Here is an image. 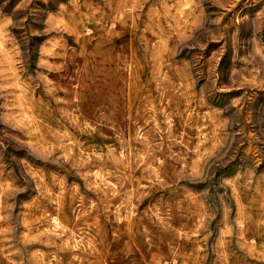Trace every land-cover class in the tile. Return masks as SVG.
Segmentation results:
<instances>
[{
	"label": "rangeland",
	"instance_id": "1",
	"mask_svg": "<svg viewBox=\"0 0 264 264\" xmlns=\"http://www.w3.org/2000/svg\"><path fill=\"white\" fill-rule=\"evenodd\" d=\"M0 264H264V0H0Z\"/></svg>",
	"mask_w": 264,
	"mask_h": 264
},
{
	"label": "bare ground",
	"instance_id": "2",
	"mask_svg": "<svg viewBox=\"0 0 264 264\" xmlns=\"http://www.w3.org/2000/svg\"><path fill=\"white\" fill-rule=\"evenodd\" d=\"M184 2V1H183ZM185 3V2H184ZM130 10V9H129ZM190 10V9H189ZM133 13V12H132ZM184 16V15H183ZM27 99V98H26ZM21 102V101H20ZM179 137V136H178ZM232 193V192H231ZM58 222V221H57ZM56 224V223H55ZM54 224V225H55ZM60 227V226H59ZM27 228V227H26ZM54 230V229H53ZM56 231V230H55ZM57 234V233H56ZM61 234H62V232H61ZM64 234V233H63ZM58 235V234H57ZM42 236V235H41ZM63 236V235H62ZM73 236V235H72ZM67 241H68V239H67ZM73 246V245H72Z\"/></svg>",
	"mask_w": 264,
	"mask_h": 264
}]
</instances>
